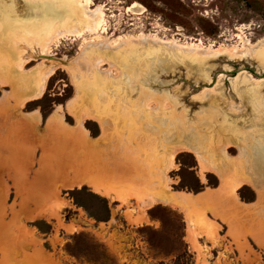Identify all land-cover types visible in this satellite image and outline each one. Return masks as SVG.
Instances as JSON below:
<instances>
[{
    "label": "rangeland",
    "instance_id": "obj_1",
    "mask_svg": "<svg viewBox=\"0 0 264 264\" xmlns=\"http://www.w3.org/2000/svg\"><path fill=\"white\" fill-rule=\"evenodd\" d=\"M54 1L0 0L4 64L20 77L32 74L26 71L33 67L55 63L44 90L32 101L26 102L28 91L23 92L17 78L0 83V264H264V190L258 196L242 183L235 192L242 203L253 202L248 208L230 212V204L216 199L198 212L191 208L188 219L178 204H149L145 193L136 190L143 173L139 161L128 157L126 148L112 145L117 133H126L118 126L127 123L126 110L103 111L113 122L103 138L114 152L113 183L107 186L98 180L102 171L93 162L96 146L85 156L90 168L83 166L86 147L77 143V132L63 138L47 123L57 109L74 127L78 113L66 105L83 88L81 82H90L96 90L119 96L126 109L144 108L148 114L159 107L175 135L202 139L197 146L207 161L199 162L190 149L177 150L164 179L168 192L216 190L220 178L210 167L225 160V184L230 186L238 175L234 163L242 145H264V66L254 59L258 48L246 57L220 48L242 47L243 38L255 43L264 36V0H89L88 6L101 8L102 19L96 29L78 31L73 30L88 26L85 8L70 0L81 12L66 11ZM133 4L139 10L130 8ZM208 46L212 50L207 52ZM89 50L94 60L90 69L83 65ZM242 78L260 84L255 114L242 100ZM104 98L98 102L107 108ZM83 126L91 136L100 135L94 118H85ZM11 130L19 140H13ZM16 147L17 153L12 151ZM144 152L150 155L147 148ZM51 155V165L42 161ZM21 161H26L24 172ZM53 175L61 182L49 200L44 190ZM29 182L36 183L35 193ZM75 187L81 190L73 192Z\"/></svg>",
    "mask_w": 264,
    "mask_h": 264
},
{
    "label": "crops",
    "instance_id": "obj_2",
    "mask_svg": "<svg viewBox=\"0 0 264 264\" xmlns=\"http://www.w3.org/2000/svg\"><path fill=\"white\" fill-rule=\"evenodd\" d=\"M2 59V56L0 55V83L2 82H8L12 79H16L17 82H19L21 89L24 91H28V98L26 99V102L32 101L34 98H37L42 91L44 90L45 81L47 77L51 74L48 72L50 67L47 68H40L38 66L33 67L32 69L27 70L26 72H32L30 75H22L20 77H17L16 74H14L11 68L7 67L4 63V59ZM94 61V60H90ZM91 65V64H89ZM90 69V66H89ZM53 72V71H52ZM83 85V88H77L75 91V94L73 97L68 101L67 108L74 109L77 111V117L74 127H70L67 123L64 122L61 113L55 109L50 113L47 123L52 124V131H55V135L64 136H71V131H77L79 130L78 126H82L83 129L87 132L86 135H82L81 137H78L79 144H85L86 150L82 153V157L84 155L83 160H85V163H82L83 166H88V158L85 157L86 154L89 152L90 147H95L94 153L92 154L93 162L96 163V167H98L102 174L100 175L99 172H97L98 180L103 183L104 186L112 185L110 182L114 176V163L111 161V156L114 154L112 148H108L106 144L103 143V138L106 137L108 132H111L113 127V122L110 118L103 115V111H113L117 110L119 107L123 111L128 114V121L126 124H122L119 122L122 129L126 131L125 134L119 135L120 133H117V136L115 138L113 146L116 145L118 150H121V148H126L125 153L128 157L133 156L138 163L140 164L141 168L143 169V173L137 176L138 185H141L139 188H136V190H142L144 192L142 186L145 185L147 193L154 192L158 195L157 190H160L163 192L161 198L156 199L154 201H150L146 197H144L146 200L149 201V204L156 201H162L164 203H171L170 201H166V194H176V192L179 191H167L169 187L165 183L164 185V179L167 176V170L170 169L173 166V159H174V153L177 150L188 148L193 151L194 148H198V144L201 142H198V139L196 138L194 142H189V144H186V146L183 144L185 143L182 136H177L174 134L172 129H169L168 126V118L164 112L161 111V109L158 107L154 111L148 110L147 113L140 108V109H132L130 107L127 108L126 103L119 101V96L116 94H108L107 92L103 90H96L95 87L90 82H81ZM91 84V85H90ZM89 86V93L85 92L87 91L86 87ZM86 94L89 95V97L86 96ZM78 101L76 102L74 100L75 96H78ZM103 95V97H101ZM106 95V98L104 96ZM105 99L109 105H106L107 108L104 107V105H100L98 101ZM144 100V99H143ZM144 102V101H143ZM103 103V102H102ZM121 104V105H120ZM100 105V106H99ZM105 108V109H104ZM143 111V112H142ZM26 122H31L32 117L27 114L24 116ZM87 117L94 118L100 125V135L93 137L89 134L88 130L83 126V121ZM132 119V122L130 121ZM27 123V125H28ZM139 123V124H136ZM136 124V125H135ZM29 126V125H28ZM64 126V127H63ZM68 129H67V128ZM64 128V129H63ZM71 128V130H70ZM78 128V129H77ZM13 129V128H12ZM63 132H61L62 130ZM138 129V130H137ZM66 130L68 134L66 133ZM69 130V131H68ZM122 130V131H123ZM29 131V129H28ZM120 132V130L118 129ZM170 132L169 136H167V132ZM172 132V133H171ZM11 134L13 136V140L15 138L19 140L20 138L16 137L14 133L11 130ZM64 136V137H66ZM63 137V138H64ZM98 140V141H97ZM198 142V143H197ZM113 143V142H112ZM14 144V143H13ZM15 145V144H14ZM91 145V146H90ZM250 144H248L249 146ZM16 146V145H15ZM114 148V147H113ZM147 148V150L150 152V155L144 152V149ZM248 147H242L243 156L245 162H253L257 164L259 167H264V154L262 155V151H264V145H257L252 144L250 145L249 149ZM255 148L257 152L251 151V149ZM130 150V151H129ZM242 150L241 152L236 156L235 162H240L242 164ZM12 151L17 153V147L13 149ZM124 151V150H123ZM129 151V152H128ZM163 152V155L161 156L160 153ZM137 153V155H136ZM245 154V155H244ZM172 157V164H170L169 157ZM151 158V159H150ZM153 158V159H152ZM99 159H102L101 161H98ZM109 160L110 162L106 164L102 163V161ZM128 159V158H127ZM98 162V164H97ZM200 162V161H199ZM24 161H21L20 163V169L23 165ZM48 164V163H47ZM103 164L106 166V168L103 166ZM53 165H55L53 163ZM95 167V166H94ZM90 168V167H89ZM52 177L57 178V176L53 175ZM238 177L242 179V174L238 173ZM220 178V176H219ZM76 179H78L76 177ZM75 178L70 179L72 182L76 180ZM227 179V178H226ZM67 180V179H65ZM228 180V179H227ZM220 178V187H216L208 192H204L202 194H197V197H202L203 200L207 199V195H211L212 198H209V202L215 201H222V203L230 204V208L227 209L230 212H239L242 211V202L238 199V196L235 192V188L242 184V181H238V178L236 176L232 177L231 180L234 182L230 186H227L225 184V181ZM152 182V183H151ZM222 183V184H221ZM128 184V182L126 183ZM123 184V185H126ZM130 184V183H129ZM264 184V180L262 182ZM133 187V183L131 184ZM165 186V187H164ZM264 188V185H262ZM152 190V191H151ZM264 190V189H263ZM123 190H120L122 192ZM141 192V193H142ZM208 193V194H207ZM144 194V193H143ZM222 197V199H219L217 196ZM235 197V199H233ZM208 202V201H207ZM206 203V202H205ZM204 203H200V207L203 206ZM228 211H226L228 213ZM224 212V213H226Z\"/></svg>",
    "mask_w": 264,
    "mask_h": 264
},
{
    "label": "bare ground",
    "instance_id": "obj_3",
    "mask_svg": "<svg viewBox=\"0 0 264 264\" xmlns=\"http://www.w3.org/2000/svg\"><path fill=\"white\" fill-rule=\"evenodd\" d=\"M78 2H80L81 3V5L85 8V17L87 18V23L86 24H88V26H84V25H82L81 26V28L80 27H78V28H74V30L73 31H75V30H79V29H82V27H86L87 29H89V30H94V29H96L97 27H98V25L100 24V21H101V19H102V11H101V8L99 7V6H97V7H94V8H91L90 6H88L89 5V0H77ZM54 5H56V6H61V9H65L66 11H69V10H76V12L78 13L80 10H79V8L78 7H76V5L74 6L73 5V3L70 1V0H56V1H54V3H53ZM75 4V3H74ZM39 7V6H38ZM130 8H132L133 10H139V6L138 5H134L133 4V6L132 7H130ZM33 11V10H32ZM81 12V11H80ZM84 14V13H83ZM85 18V19H86ZM83 24H84V22H83ZM72 30V29H71ZM69 31V30H68ZM154 40L155 41H159V42H162V43H168V44H176V45H178V46H182V47H184V48H186V49H193V47L191 46V45H185V46H183V45H181V44H177V43H175L174 42V40H170V41H165V40H163V39H160V38H158V37H155L154 38ZM106 43V42H105ZM48 45H49V42L47 43V45H46V47L48 48ZM258 48V49H257ZM220 49H222V50H230L231 49V51H234L235 52V54H237V55H239V54H242V57H246V56H249L250 54H251V52L254 50V49H257L256 51H257V54L254 56V59H256L257 61H258V63L259 64H262L263 66H264V36L262 37V38H260L257 42H255V43H251V42H249V40L247 39V38H243V40H242V47H239V46H236V45H234V46H232V47H230V48H227V49H225V48H223V47H221ZM204 50L205 51H211L212 50V48L210 47V46H208L207 48H204ZM91 53H93V50H89L85 55H84V62L86 63H83V65L84 66H90L89 64H91V62H90V60H91V58H90V55H91ZM57 61V60H56ZM60 62V61H59ZM61 63V62H60ZM88 63V64H87ZM50 65V64H49ZM48 65V67H50L49 68V70H48V72L49 73H52V71L54 70V68H55V63H54V65H51V66H49ZM91 73V72H90ZM89 73V74H90ZM83 76H85V75H83ZM82 77V76H81ZM238 77V76H237ZM80 78V77H79ZM86 78V77H85ZM85 78H83V79H85ZM89 78V77H88ZM232 81H235V80H232ZM262 83H264V80L262 81ZM147 84V83H146ZM240 84V83H239ZM234 85V84H233ZM258 85H260V84H254V83H252L251 81H250V79H248L247 81L246 80H244L243 78H242V84L241 85H238V87H240L241 89H240V92H241V94H242V100H243V102L244 103H246L247 105L246 106H248V107H250L249 109H251V112H253V114H255V113H257L258 111V109H259V106H260V101H261V98L257 95V92H258ZM235 88V87H234ZM253 90H255V92H253ZM243 93H246V94H244L243 95ZM247 107V108H248ZM248 109V110H249ZM254 116V115H253ZM246 117H248V116H246ZM252 119H253V117H252ZM174 120V119H173ZM172 124V121H170L169 119H168V126H170ZM259 124V123H258ZM263 125V124H262ZM259 126V125H258ZM64 127V126H63ZM256 127H257V125H256ZM67 128V127H66ZM64 129V128H63ZM68 129V128H67ZM78 129V128H77ZM256 129H258V128H256ZM62 130V129H61ZM70 130H71V128H70ZM262 130H263V128H262ZM64 130H62L61 132H63ZM69 131V130H68ZM76 131V130H75ZM243 131V130H242ZM246 131V130H245ZM249 131V130H248ZM260 131V130H259ZM72 132L73 131H71V133H70V135L72 136ZM77 133H76V138L78 139V137H81L82 138V135H86L87 134V132L83 129V127L82 126H79V130H77L76 131ZM233 132V131H232ZM247 132V131H246ZM66 133L68 134V132H67V130H66ZM172 133V132H171ZM251 133V132H250ZM258 133V132H257ZM62 134H64V132L62 133ZM258 135H260V134H258ZM64 136H66L65 134H64ZM63 136V137H64ZM67 137V136H66ZM68 137H70V136H68ZM183 138H181L182 140H184V142L185 143H183L185 146H186V144H189V142H194V140L196 139L194 136L192 137V136H190V133H189V135L187 136H182ZM259 137V136H258ZM259 139V138H258ZM202 139L200 138V139H198V142H200ZM262 141L264 142V140L262 139ZM197 142V143H198ZM212 146H216V145H212ZM217 147H219L218 146V144H217ZM242 147H244V144L242 145ZM190 147L188 146V148L187 149H189ZM211 148V147H210ZM209 148V149H210ZM208 149V150H209ZM249 148H247V150H248ZM243 151H245V150H242V164H240L241 163V161L240 162H235L234 164L236 165H238V166H236L235 168H237L238 169V173H241L242 174V179L241 178H239L238 177V175H236V177L238 178V181L240 182V181H242V183H248V184H250L254 189H255V191H256V193H257V195L258 196H260L261 194H263V187H262V185H264V184H262V182H263V180H264V167H259V166H257V164H255V163H253V162H245V160H244V156H243ZM251 151H254V152H257L256 150H255V148H253V149H251ZM193 152L195 153V155H196V157L198 158V160L203 164V163H205L207 160H206V158H205V152L202 154V151H200L199 150V148H194L193 149ZM29 154V153H28ZM208 154V153H207ZM218 154H219V152H218ZM52 155H54V154H52ZM52 155L51 156H43L42 157V161H44L45 163H49L48 162V159L50 158H52ZM245 155V154H244ZM27 156V155H26ZM56 156V155H55ZM216 156V155H215ZM54 157V156H53ZM210 157V156H209ZM207 158H208V156H207ZM54 159V158H53ZM215 159V158H214ZM213 159V160H214ZM25 160L27 161V159L25 158ZM55 160V159H54ZM102 160V159H101ZM169 160H170V164H172V157L170 156L169 157ZM26 161H24V163H23V165H22V167H21V170L24 172L25 170H26ZM106 161H107V163L108 162H110L109 160H106L105 159V161H102V163H104V164H106ZM216 162H217V159L215 160ZM214 161V163H216ZM226 161V160H225ZM225 161H223V163L222 164H220V161H219V164H215V165H219V166H215V165H211V167H210V169L212 168L213 170H214V172L218 175V176H220V178L222 179V180H226V178H228V176H227V172H228V168H224V166H226L227 165V163H228V161H227V163L225 162ZM27 163H28V161H27ZM103 164V166L106 168V166ZM229 164V163H228ZM49 165H51L50 163H49ZM205 165V164H204ZM223 165V166H222ZM231 165V164H230ZM233 165V164H232ZM27 166H29V165H27ZM52 167L54 168V165H52ZM51 168V167H50ZM208 168H209V166H208ZM235 168L233 169L234 171H235ZM47 168H45V170H46ZM231 169V170H232ZM236 169V170H237ZM28 170V169H27ZM47 171H48V169H47ZM46 171V172H47ZM227 171V172H226ZM232 173H233V171H232ZM227 176V177H226ZM50 180V181H49ZM49 188L47 189H45L44 190V193L46 192V199H49L50 200V198H52L57 192H58V184H60L59 182H61V180H58L57 178H54V177H50L49 178ZM74 182V181H73ZM72 181H71V184L73 183ZM152 183V182H151ZM73 184H75V182L73 183ZM27 185V187L29 186V189H31V192H33L34 191V193L36 192V187H37V185H36V183H33V182H29V184H26ZM71 186V185H70ZM142 188H143V190H145L143 193H145V195H146V198L147 199H149L150 201H154V200H156V199H160L161 197L160 196H162V194H163V192H161L160 190H157V193H159L160 195H158V194H156V193H154V192H151V193H147V191H146V187H145V185H143L142 186ZM38 191V190H37ZM43 191V190H42ZM42 191H40V193L38 194V195H43V192ZM152 191V190H151ZM33 193V194H34ZM37 195V194H36ZM33 196V195H32ZM165 196H167L166 197V201H170L171 202V204L173 203V204H175V205H179V206H181L182 208H184L186 211H187V213L186 214H188V219H189V213H190V211H191V208H195V211H197L198 212V208H200V203L202 204V203H205V202H207V201H209V200H203L202 199V197H197V194H192V192L191 193H186V192H181V191H179V192H176V194H166ZM221 196V194L219 195V196H217L219 199H222V197H220ZM34 197H35V194H34ZM211 197V195L209 196V198ZM208 198V199H209ZM233 199H235V197H233ZM38 200V199H37ZM41 200V199H40ZM44 203V202H43ZM34 204V203H33ZM251 204H253V202H251V203H242V211L244 210V209H246V208H248ZM247 210H252V209H247ZM257 224L255 223V225H253V229L255 228V226H256ZM259 227V226H258ZM256 228H257V226H256Z\"/></svg>",
    "mask_w": 264,
    "mask_h": 264
},
{
    "label": "trees",
    "instance_id": "obj_4",
    "mask_svg": "<svg viewBox=\"0 0 264 264\" xmlns=\"http://www.w3.org/2000/svg\"><path fill=\"white\" fill-rule=\"evenodd\" d=\"M197 184H198V185H197L196 187L192 188V189L195 190V191H197V190L199 189V187H200V183H199V181H197ZM79 190H81V188H77V187H75L74 189H72L73 192H78ZM89 192H90L92 195H94L95 197H97L98 199H101V200H103L104 202H106V198H105L104 196H101V195H99L97 192L92 191V190H90V189H89Z\"/></svg>",
    "mask_w": 264,
    "mask_h": 264
}]
</instances>
